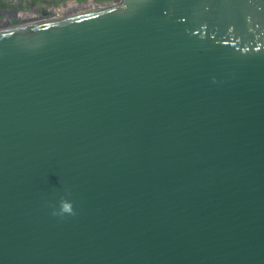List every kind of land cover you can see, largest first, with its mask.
<instances>
[{
  "label": "water",
  "instance_id": "95a60500",
  "mask_svg": "<svg viewBox=\"0 0 264 264\" xmlns=\"http://www.w3.org/2000/svg\"><path fill=\"white\" fill-rule=\"evenodd\" d=\"M88 2L0 29V264H264V0Z\"/></svg>",
  "mask_w": 264,
  "mask_h": 264
},
{
  "label": "flooded vegetation",
  "instance_id": "af4514ba",
  "mask_svg": "<svg viewBox=\"0 0 264 264\" xmlns=\"http://www.w3.org/2000/svg\"><path fill=\"white\" fill-rule=\"evenodd\" d=\"M74 1L81 7L92 3L88 1L97 2L96 0H0V25L5 24L8 20L9 25L22 24L23 21L18 18H21L23 13L46 18L53 14L51 11L73 7Z\"/></svg>",
  "mask_w": 264,
  "mask_h": 264
},
{
  "label": "bare ground",
  "instance_id": "6f19581e",
  "mask_svg": "<svg viewBox=\"0 0 264 264\" xmlns=\"http://www.w3.org/2000/svg\"><path fill=\"white\" fill-rule=\"evenodd\" d=\"M89 6V7H88ZM88 6H79L78 4L76 3H73V7H68V8H64V9H59V10H56V11H51L54 15H57V14H66V13H70V12H76V11H86V10H91L93 8H95V5L93 3H90ZM91 6V7H90ZM46 10H48L46 8ZM33 12V11H32ZM23 16H21V18H18V19H21L23 21V25L24 24H30V23H33V22H38L39 20H41L40 16L39 15H29V14H22ZM9 22V20H8ZM6 21L5 24H1V27L0 29H7V28H10V25Z\"/></svg>",
  "mask_w": 264,
  "mask_h": 264
},
{
  "label": "clouds",
  "instance_id": "9594fccd",
  "mask_svg": "<svg viewBox=\"0 0 264 264\" xmlns=\"http://www.w3.org/2000/svg\"><path fill=\"white\" fill-rule=\"evenodd\" d=\"M60 209L63 211V212H70L71 211V204L66 201L65 199H61L60 201ZM53 215H57V211L56 210H53L52 212Z\"/></svg>",
  "mask_w": 264,
  "mask_h": 264
},
{
  "label": "trees",
  "instance_id": "16d2710c",
  "mask_svg": "<svg viewBox=\"0 0 264 264\" xmlns=\"http://www.w3.org/2000/svg\"><path fill=\"white\" fill-rule=\"evenodd\" d=\"M97 2H109V1H113V0H96Z\"/></svg>",
  "mask_w": 264,
  "mask_h": 264
}]
</instances>
